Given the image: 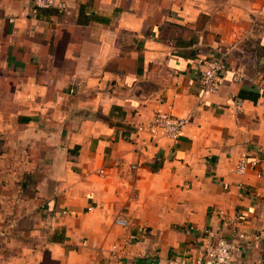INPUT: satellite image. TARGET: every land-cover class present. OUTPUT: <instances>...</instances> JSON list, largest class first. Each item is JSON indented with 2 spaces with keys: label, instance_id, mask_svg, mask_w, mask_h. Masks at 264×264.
I'll list each match as a JSON object with an SVG mask.
<instances>
[{
  "label": "crops",
  "instance_id": "crops-1",
  "mask_svg": "<svg viewBox=\"0 0 264 264\" xmlns=\"http://www.w3.org/2000/svg\"><path fill=\"white\" fill-rule=\"evenodd\" d=\"M64 1L0 0V264H192L212 231L263 259L264 0Z\"/></svg>",
  "mask_w": 264,
  "mask_h": 264
},
{
  "label": "built area",
  "instance_id": "built-area-1",
  "mask_svg": "<svg viewBox=\"0 0 264 264\" xmlns=\"http://www.w3.org/2000/svg\"><path fill=\"white\" fill-rule=\"evenodd\" d=\"M32 12L35 13L38 8H55L58 12H62L66 8L64 0H32ZM264 16V9L261 10ZM198 82L204 93L217 92L224 82V61L223 57L217 54L210 56H202L197 59ZM241 74L235 73L232 78L239 80ZM232 102L236 109H240L241 98L232 96ZM188 122L187 117H178L170 113L158 110L147 122V128L155 132L160 130L167 138L176 142L178 136L185 124ZM258 159H251L243 155L235 166V171L242 174L245 172L248 164H257ZM103 170H101L102 172ZM103 173V172H102ZM242 192L248 191L240 185ZM65 211H62L64 213ZM116 223L126 225L124 218H117ZM5 229L0 225V237L5 235ZM238 237L244 238V234L237 233ZM209 240L204 244L199 254L196 256L192 264H230L235 251L240 248V244L227 240L225 237L216 234V232L208 233ZM257 238V237H255ZM115 247V246H114ZM167 264H189L185 257H175L168 260ZM255 264H264V258Z\"/></svg>",
  "mask_w": 264,
  "mask_h": 264
},
{
  "label": "bare ground",
  "instance_id": "bare-ground-1",
  "mask_svg": "<svg viewBox=\"0 0 264 264\" xmlns=\"http://www.w3.org/2000/svg\"><path fill=\"white\" fill-rule=\"evenodd\" d=\"M248 194V193H247Z\"/></svg>",
  "mask_w": 264,
  "mask_h": 264
}]
</instances>
